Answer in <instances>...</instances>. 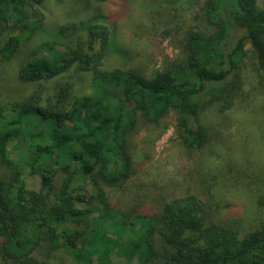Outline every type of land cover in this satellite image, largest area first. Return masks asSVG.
Returning a JSON list of instances; mask_svg holds the SVG:
<instances>
[{"label":"trees","instance_id":"1","mask_svg":"<svg viewBox=\"0 0 264 264\" xmlns=\"http://www.w3.org/2000/svg\"><path fill=\"white\" fill-rule=\"evenodd\" d=\"M43 2L0 0V34L12 33L0 57L32 41L17 78L35 85L0 108V166L9 171L0 175L1 264H48L36 257L40 248L63 251L75 264H264V222L239 238L210 222L192 194L126 210L106 194L132 174L129 137L139 120L155 124L173 112L182 144L199 147L205 135L192 123L205 100L221 112L233 107L246 46L264 78V8L257 0H202L210 32L190 30L183 59L146 76L103 69L117 52L105 17L46 24ZM72 69L90 76L89 91L74 96L66 80L47 95L45 82ZM25 170L39 175L38 191L25 188Z\"/></svg>","mask_w":264,"mask_h":264},{"label":"rangeland","instance_id":"2","mask_svg":"<svg viewBox=\"0 0 264 264\" xmlns=\"http://www.w3.org/2000/svg\"><path fill=\"white\" fill-rule=\"evenodd\" d=\"M257 3L264 8V0ZM202 5V0H44L41 7L46 24L105 17L113 28L117 52L104 61L103 69H133L150 76L183 59L190 30L210 32L200 18ZM11 35L0 34V48ZM32 48V41L22 42L12 57H0V108L25 99L34 89L17 78ZM245 49L233 107L221 112L205 100L192 123L205 135L201 146L182 144L173 112L155 124L139 120L129 137L132 174L117 188H106L112 204L122 210L150 209L192 194L206 204L210 222L235 230L239 238L264 222V78L249 46ZM66 80L72 82L74 96L89 91L90 76L72 69L45 82L47 95ZM11 158H15L12 149ZM26 171L25 188L38 191L39 175ZM0 175L8 177L9 171L0 166ZM62 179L55 176V188ZM36 257L48 264H75L63 251L40 248ZM1 258L0 252V264ZM113 264L131 263L113 258Z\"/></svg>","mask_w":264,"mask_h":264}]
</instances>
